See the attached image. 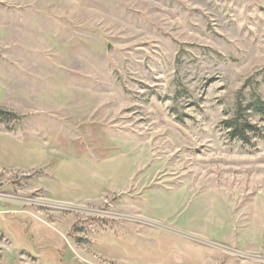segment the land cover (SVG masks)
Instances as JSON below:
<instances>
[{"label": "rangeland", "instance_id": "rangeland-1", "mask_svg": "<svg viewBox=\"0 0 264 264\" xmlns=\"http://www.w3.org/2000/svg\"><path fill=\"white\" fill-rule=\"evenodd\" d=\"M262 106L264 0H0V264H264Z\"/></svg>", "mask_w": 264, "mask_h": 264}, {"label": "crops", "instance_id": "crops-1", "mask_svg": "<svg viewBox=\"0 0 264 264\" xmlns=\"http://www.w3.org/2000/svg\"><path fill=\"white\" fill-rule=\"evenodd\" d=\"M39 160H40L39 164H41L43 159L42 158L40 159L39 157ZM65 170L67 169H62V167L59 166L55 172L57 176L56 181H52L53 184L50 183L51 184L50 193L55 197L71 200V197L66 193V189H65L66 185L72 188L75 186L78 187L77 185H81V184L84 185L91 182L90 187L92 185L94 186L91 187L92 189L91 191L94 190L93 192H95L98 188H100V186H103V185H99V181H100L99 167L94 168L93 172L91 169L78 168L77 170L80 173H82V177L86 178V180L84 179L82 180V182H80L79 180H73V181L67 180V176L63 175V174L66 175ZM53 186L56 188H54ZM85 187H88V191H90L89 186H85ZM104 188L105 187H102V189ZM99 193L91 194L88 199L92 200L94 197H97ZM21 221L24 222L25 219L24 220L21 219ZM24 228L25 226L22 223H16V222L13 223V222H6L0 220V229L3 230L5 234H7L9 238L12 240L14 244V248L16 247V249H19L21 251L33 252L34 251L33 243L29 239ZM41 228L44 227H42L39 224H35V225L32 224V232H33L32 237L36 239V245H37L36 247L40 249L38 253L39 258L42 260L44 264H62L60 251L62 249L61 247L63 246V242L61 241L59 235L58 234L56 235V233L52 232L49 228H44L42 231L44 232V234H41L42 233L41 232L40 233L42 235L41 236L39 235V233H37L38 232L37 230Z\"/></svg>", "mask_w": 264, "mask_h": 264}, {"label": "trees", "instance_id": "trees-1", "mask_svg": "<svg viewBox=\"0 0 264 264\" xmlns=\"http://www.w3.org/2000/svg\"><path fill=\"white\" fill-rule=\"evenodd\" d=\"M262 108H264V106H262ZM263 111H264V109H263ZM4 114L5 113L0 111V118H1V116H4ZM232 128L234 129V131H233L231 136L233 138H237L238 140H241L243 142H246L248 140L246 133L252 132L255 130V127L250 126V124H248V123H244L243 125H239L237 122H236V124H234V126H232Z\"/></svg>", "mask_w": 264, "mask_h": 264}, {"label": "water", "instance_id": "water-1", "mask_svg": "<svg viewBox=\"0 0 264 264\" xmlns=\"http://www.w3.org/2000/svg\"><path fill=\"white\" fill-rule=\"evenodd\" d=\"M109 49H110V47H109Z\"/></svg>", "mask_w": 264, "mask_h": 264}]
</instances>
